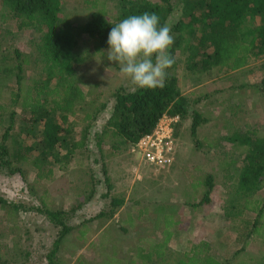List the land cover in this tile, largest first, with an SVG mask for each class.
Here are the masks:
<instances>
[{"label": "rangeland", "instance_id": "rangeland-1", "mask_svg": "<svg viewBox=\"0 0 264 264\" xmlns=\"http://www.w3.org/2000/svg\"><path fill=\"white\" fill-rule=\"evenodd\" d=\"M63 5L64 15L77 25L85 23L94 10L105 9L109 17L118 10L116 0H63ZM178 13L176 9L168 18L170 28L179 21ZM38 34L37 30L20 31L15 22H6L0 15V52L15 47L31 58L23 75L24 91L28 87L33 91L48 73V64L36 57ZM96 45V39L87 35L77 40L75 48L82 61L76 80L85 99L72 112L57 113L68 138L82 141L86 131L85 145L66 146L55 156L45 157L46 174L41 177L34 159L45 153L40 141L44 123H33L21 103H13L16 77L0 74V141L10 127L11 113L16 112L9 143L27 158L20 164L22 172H0V195L30 208L45 204L66 211L64 219L74 228L58 253L61 264H152L141 256L149 252L153 257L161 252L164 261L158 258L156 264H165L193 256L195 243H204L198 248L199 255L210 262L204 264L213 260L219 264L262 262L264 237L257 230L249 237L251 225L243 230L242 223L239 229L229 224L221 203L231 193L234 165L242 164L247 151V146L230 137L257 130L264 135V56L238 70L198 68L193 72L187 68L188 53L181 47L176 50L174 65L167 72L179 77L190 113L198 111L206 122L198 130L199 146L191 133L192 115L183 118L175 163L157 169L140 159L134 145L115 149L111 136L98 145L116 102V90L137 87ZM53 76L55 87L60 83L59 72ZM88 114L95 118L87 119ZM211 173L215 176L212 203L200 204L207 190L205 179ZM108 182L112 190L107 195ZM112 197L124 199V205L113 218H95L108 209ZM255 217L256 213L246 211L243 219L253 221ZM59 230L37 210L15 212L0 207V264H50L47 254ZM21 249L30 253L29 260Z\"/></svg>", "mask_w": 264, "mask_h": 264}, {"label": "trees", "instance_id": "trees-1", "mask_svg": "<svg viewBox=\"0 0 264 264\" xmlns=\"http://www.w3.org/2000/svg\"><path fill=\"white\" fill-rule=\"evenodd\" d=\"M117 14L108 16L105 9L94 10L83 24H75L64 15L63 0H0L1 18L6 22H15L17 29L37 30L39 32L34 46L36 57L44 60L48 73L43 81L36 82L33 91L26 88L23 81L26 64L31 62L30 55L22 53L18 48L7 46L0 52V74L14 75L18 88L12 93L13 103H21L23 112L32 115L33 123L43 122L40 141L43 142L45 153L37 156L34 163L39 176L46 171L43 164L45 157L55 156L61 149L84 147L87 138L86 131L82 141L75 142L68 138L67 129L57 119V113L68 114L74 110V105L85 99L83 89L76 80V69L82 57L76 52V42L82 35L90 36L97 41L98 51L107 49L108 34L111 28L131 15L145 12L155 13L161 24L168 25V18L177 9L179 21L171 27L174 44L169 50L172 58L181 47L188 53L187 68L196 71L198 68L210 71L238 70L247 66L251 59L264 56V0H116ZM174 65V64H173ZM59 72V82L54 87V72ZM69 78V80H67ZM264 82V80H263ZM115 105L106 122V128L99 135L98 145H102L107 136H111V147L135 145L143 136L150 134L164 115L179 114L183 120L192 115L191 133L196 144L198 130L206 119L196 110L190 113L187 97L182 94L179 77L173 72H167L164 86L155 89H139L128 91L120 87L114 94ZM3 106L0 105V108ZM106 104L102 108H105ZM101 108V109H102ZM100 109V110H101ZM16 112L11 113V124L0 141V172L7 174L22 172L21 162L27 158L16 147L9 143L11 130L14 127ZM95 115L88 114L92 120ZM181 124V123H180ZM180 124L176 127L178 138ZM108 129H111L109 131ZM238 144L247 146L242 157V164L234 165L232 173L233 184L229 196L222 198L221 208L227 222L237 229L244 225L250 237L256 230L264 237V135L246 131L230 137ZM52 170H49L51 173ZM213 173L205 179L207 190L200 204L212 203L214 189ZM108 193L112 190L107 184ZM110 196V195H109ZM124 199L112 197L109 207L97 214L95 218H113L117 209L124 205ZM0 207L3 210L15 212L37 210L44 214L52 223L60 228L52 250L47 254L50 264H61L58 253L63 241L71 234L74 227L65 221L66 211L53 210L45 204L27 207L24 204L9 201L0 195ZM246 211L256 213L253 221L243 219ZM195 243L191 248L195 254L186 259L170 261L165 264H204L209 262L205 256H200V245ZM29 260L30 253L20 250ZM142 258L156 264L164 256L161 252L142 253ZM159 258V259H158ZM158 259V260H157ZM185 262H184V261ZM210 263V262H209ZM212 264H219L213 260ZM256 264H264L262 262Z\"/></svg>", "mask_w": 264, "mask_h": 264}, {"label": "clouds", "instance_id": "clouds-1", "mask_svg": "<svg viewBox=\"0 0 264 264\" xmlns=\"http://www.w3.org/2000/svg\"><path fill=\"white\" fill-rule=\"evenodd\" d=\"M107 44L106 52L99 53L115 62L137 88L164 86L167 70L174 64L169 51L174 36L157 14L145 12L123 19L111 28Z\"/></svg>", "mask_w": 264, "mask_h": 264}, {"label": "built area", "instance_id": "built-area-1", "mask_svg": "<svg viewBox=\"0 0 264 264\" xmlns=\"http://www.w3.org/2000/svg\"><path fill=\"white\" fill-rule=\"evenodd\" d=\"M182 123L179 114L164 115L156 128L143 136L133 148L140 159L150 167L164 169L176 161L178 138L176 127Z\"/></svg>", "mask_w": 264, "mask_h": 264}]
</instances>
